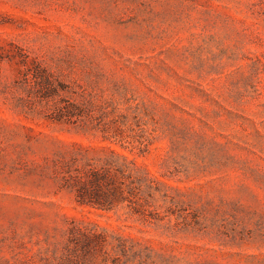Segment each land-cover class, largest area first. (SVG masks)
Segmentation results:
<instances>
[{
	"label": "rangeland",
	"instance_id": "rangeland-1",
	"mask_svg": "<svg viewBox=\"0 0 264 264\" xmlns=\"http://www.w3.org/2000/svg\"><path fill=\"white\" fill-rule=\"evenodd\" d=\"M0 264H264V0H0Z\"/></svg>",
	"mask_w": 264,
	"mask_h": 264
}]
</instances>
